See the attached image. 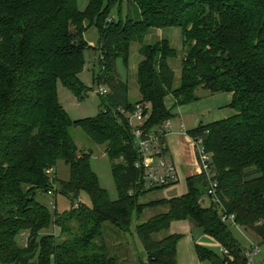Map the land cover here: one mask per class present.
Masks as SVG:
<instances>
[{"label":"trees","instance_id":"obj_1","mask_svg":"<svg viewBox=\"0 0 264 264\" xmlns=\"http://www.w3.org/2000/svg\"><path fill=\"white\" fill-rule=\"evenodd\" d=\"M124 3L127 16L116 21L113 10L118 7L121 15ZM92 27L99 32L97 47L85 40ZM173 28L183 39L179 83L170 63L178 55L169 39L144 43L152 30ZM136 43L140 99L133 101L117 63L128 65ZM89 50L99 67L93 86L108 94L98 93L97 117L73 122L60 103L58 84L80 100L87 97L90 89L80 76ZM199 90L233 94L235 116L189 133L212 155L223 208L207 199L210 181L203 172L188 178L187 195L143 203L168 187L147 186L146 170L137 168L143 157L120 110L129 114L137 103H150L146 129L161 136L163 154L170 157L166 125L173 115L166 98L189 105L200 100ZM76 128L105 147L118 201L101 187L92 151L81 150L73 137ZM59 161L70 168L66 182L53 177ZM50 169L54 175L47 174ZM49 192L67 199L71 209L52 213L41 202ZM82 193L92 207L80 201ZM158 208L160 213L141 221L146 210ZM224 215L234 222L223 221ZM135 220L146 253L141 264H178L183 235L169 234L173 222H191L228 250L234 264H246V251L256 245L243 249L232 227L264 243V0H90L84 12L78 0H0V264H121L105 227L124 236L132 234ZM53 228L59 237L45 234ZM23 231L29 232L25 247L17 242ZM196 251L201 262L229 264L222 252L201 245Z\"/></svg>","mask_w":264,"mask_h":264},{"label":"rangeland","instance_id":"obj_2","mask_svg":"<svg viewBox=\"0 0 264 264\" xmlns=\"http://www.w3.org/2000/svg\"><path fill=\"white\" fill-rule=\"evenodd\" d=\"M90 4V0H78V8L80 11L84 12L88 8ZM122 13L120 15L118 7L113 10L112 17L118 21L120 16L125 19L127 16V5L124 3L122 8ZM162 39H169L174 49L177 51V58L172 60L171 67L174 70L176 74V82L179 83L181 79V68H182V60L184 57V50H183V39H182V33L181 30L178 28L168 29V30H152L145 38L144 43L145 44H153L157 41H160ZM85 40L91 47H97L100 41L99 32L95 27H92L88 30V32L85 34ZM140 48V45L138 43L134 44L131 53L129 56V62L128 65L124 63V61L121 59L117 63V69L119 72V75L121 76L122 80L127 82L130 87V96L133 101H137L140 99L139 89H138V83H137V71H138V64L140 62V56L138 55V50ZM99 72V67L97 64V54L94 50H89L85 54V68L83 73L80 76L81 81L84 83V85L90 89L88 95L83 100H80L77 98L67 87H65L64 84L59 82L58 84V91H59V100L60 103L63 105L64 109L70 116L71 120L73 122H77L80 120H85L89 118H95L99 115L101 112V103L102 98L98 94V87L93 86V78L94 74ZM203 90H200L197 92V94L201 95V92ZM73 137L77 144L79 145L81 150L86 151H92V159H91V167L92 170L98 175L101 187L105 189L109 195V198L112 202H116L119 200L118 191L115 185L114 176L112 173V167H111V161L105 154V147L97 146L93 144L88 137L81 131V129L76 128L72 131ZM191 141V140H190ZM198 172V170H197ZM201 173V171H200ZM199 173V175H200ZM195 175V173H193ZM195 176H198L195 175ZM58 181L66 182L70 178V168L66 165L64 161H59L57 165V174L53 176ZM157 197L155 194H150L146 198L142 200L143 203L150 202L152 200H155ZM80 201L89 206L92 207V203L90 198L87 194L82 193ZM41 202L46 205L51 212L53 213L55 210L52 208V202L56 204V208L58 213H67L71 209L70 202L61 197L57 194L53 193L52 196L45 195L43 199L41 198ZM207 206V204L205 205ZM160 208L158 209H149L146 210L144 213L143 218H150L152 216L157 215L160 213ZM136 225L135 221L133 222V226ZM135 227V226H134ZM113 229V227L110 224H107L105 227L106 234L108 236H115V234H109L108 230ZM44 233V232H43ZM198 233H202L200 230ZM232 233L234 235V238L237 240V242L241 245L243 249L247 248L250 243L256 245L260 249V254L255 258V264H264V243L257 237L255 234H253L249 230H245L244 228L240 227H232ZM45 234H53L59 237L60 231L57 228L50 229L45 232ZM29 236V232L23 231L17 238V242L19 246L25 247L27 243V239ZM125 238L129 240L130 246H136L135 239L137 238V235L135 233V230H132V234H124ZM166 236V234L161 235V238ZM205 243H210L209 249L214 251L217 254H221L220 248L210 239L204 237ZM109 242H112V239H108ZM117 243L119 241H116V243H111V249H114V247H118ZM209 264V263H206Z\"/></svg>","mask_w":264,"mask_h":264},{"label":"crops","instance_id":"obj_3","mask_svg":"<svg viewBox=\"0 0 264 264\" xmlns=\"http://www.w3.org/2000/svg\"><path fill=\"white\" fill-rule=\"evenodd\" d=\"M198 95L200 97L199 101L184 106H176L175 99L172 96L166 98V106L171 110L173 115V118L169 121L167 126L168 134L166 139L170 150V158L177 167L179 181L171 187L153 193L157 197L155 200H172L187 195L188 178L197 174L199 175L200 167L195 148L190 141L189 133L196 130L200 125H211L236 115V112L231 108L233 99L232 93L211 94L203 90L201 95ZM193 173H195V175ZM205 202L206 204L209 203L207 199ZM147 219L148 218H143L141 221ZM135 223L137 225L136 220ZM136 225L134 226L136 227ZM134 226H132V230H135ZM199 230L200 229L195 228L189 221H179L171 224L169 231L170 235H183V239L178 244V264H212L208 261L201 262L197 254V245L210 248V243H205L204 239V237H208L203 233H198ZM112 239L114 243L119 241V243H117L118 247L115 246L113 251L114 254L119 257L121 264L146 263V253L138 239H135L136 246L133 247L130 246L131 242L124 236L118 237L116 235V237ZM216 245L219 247L218 244Z\"/></svg>","mask_w":264,"mask_h":264},{"label":"built area","instance_id":"obj_4","mask_svg":"<svg viewBox=\"0 0 264 264\" xmlns=\"http://www.w3.org/2000/svg\"><path fill=\"white\" fill-rule=\"evenodd\" d=\"M98 93L102 96L108 94V89L105 87H100ZM122 114L128 119L130 128L132 129L136 147L138 148L143 160L140 164H137V168H143L146 170L145 181L149 187H171L178 183L179 174L174 161L167 155L163 154L165 146L162 144L161 136L157 134L154 130L147 131L146 124L152 115V106L150 103H137L134 107L132 113H127L126 111H121ZM169 122L166 125L168 126ZM191 142L195 148L198 164L200 171L205 174V176L210 181V188L208 191L207 199L213 201L221 208L222 202L218 197L219 184L214 180V172L212 168V155L208 153L202 146L201 141ZM54 169L47 171L48 175H54ZM48 195H53L49 192ZM55 209L56 205H52ZM223 221L234 222V216H223ZM224 256L229 257V264H234V258L229 254L228 250L223 249L221 251ZM260 249L257 246H252L248 248L245 253L246 264H255V257L259 254Z\"/></svg>","mask_w":264,"mask_h":264}]
</instances>
